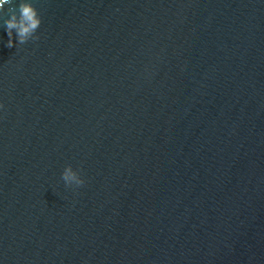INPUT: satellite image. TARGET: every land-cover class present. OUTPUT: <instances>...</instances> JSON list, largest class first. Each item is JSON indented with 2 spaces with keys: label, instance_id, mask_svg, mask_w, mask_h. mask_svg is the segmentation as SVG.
<instances>
[{
  "label": "water",
  "instance_id": "1",
  "mask_svg": "<svg viewBox=\"0 0 264 264\" xmlns=\"http://www.w3.org/2000/svg\"><path fill=\"white\" fill-rule=\"evenodd\" d=\"M31 3L23 45L0 13V264H264V0Z\"/></svg>",
  "mask_w": 264,
  "mask_h": 264
},
{
  "label": "clouds",
  "instance_id": "2",
  "mask_svg": "<svg viewBox=\"0 0 264 264\" xmlns=\"http://www.w3.org/2000/svg\"><path fill=\"white\" fill-rule=\"evenodd\" d=\"M0 13H6L4 29L8 36L6 42L8 48L39 38L35 33L41 24V19L31 0H0ZM13 32H15V45ZM61 179L66 187L73 185L80 187L84 184V180L70 165L64 168Z\"/></svg>",
  "mask_w": 264,
  "mask_h": 264
}]
</instances>
